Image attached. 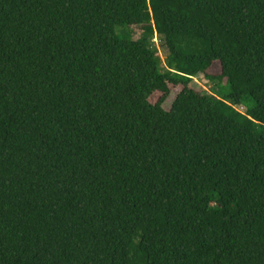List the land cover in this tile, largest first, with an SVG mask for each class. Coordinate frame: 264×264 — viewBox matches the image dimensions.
<instances>
[{
  "label": "trees",
  "instance_id": "trees-1",
  "mask_svg": "<svg viewBox=\"0 0 264 264\" xmlns=\"http://www.w3.org/2000/svg\"><path fill=\"white\" fill-rule=\"evenodd\" d=\"M0 264H264V0H0Z\"/></svg>",
  "mask_w": 264,
  "mask_h": 264
},
{
  "label": "rangeland",
  "instance_id": "rangeland-1",
  "mask_svg": "<svg viewBox=\"0 0 264 264\" xmlns=\"http://www.w3.org/2000/svg\"><path fill=\"white\" fill-rule=\"evenodd\" d=\"M132 29V37L133 39H137L139 37V30L138 28H131ZM154 44L156 45L157 48V55L160 57V59L163 61L165 58V54H166V50L162 48V46L160 45L159 40L154 37L153 39ZM207 73L212 74V75H216L220 73V66L218 64V62H214L211 67L207 70ZM169 87V96L168 98L165 100V102L162 104V108L164 110H168L170 108V104L172 102V100L174 99V97L176 96V94L180 91V87H173L172 85H168ZM189 87L193 90H199L202 89V91L207 92V90L209 89V87L206 86L205 84V79L202 75H200L199 77H196L194 79V81H191V83L189 84ZM160 98V93H154L152 94L148 101L151 104H154L158 99ZM252 102H250L249 100L247 101V103L243 104L242 106L246 109L248 106H251ZM242 107V108H243ZM242 108H239L241 111H243Z\"/></svg>",
  "mask_w": 264,
  "mask_h": 264
}]
</instances>
